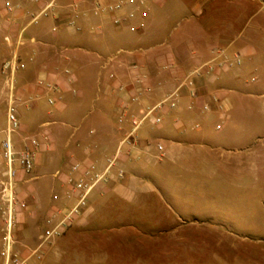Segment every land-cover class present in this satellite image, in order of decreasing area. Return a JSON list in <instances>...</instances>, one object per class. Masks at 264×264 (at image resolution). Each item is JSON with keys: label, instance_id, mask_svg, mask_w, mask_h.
Wrapping results in <instances>:
<instances>
[{"label": "crops", "instance_id": "crops-1", "mask_svg": "<svg viewBox=\"0 0 264 264\" xmlns=\"http://www.w3.org/2000/svg\"><path fill=\"white\" fill-rule=\"evenodd\" d=\"M122 1L54 0V13L45 20L52 26L54 54L43 72L51 76L52 98L60 108L53 114L58 117L54 122L65 123L67 129L66 144L56 150L62 148L68 158L61 169L85 158L104 166L122 146L120 161L126 175L95 192L87 217L46 244L43 259L31 263V257L27 264H80L90 258L96 264H162L168 244L178 257L183 248L194 253L200 246V237H190L194 234H235L193 204L180 203L183 197L189 202L195 199L188 195L193 188L177 179V163L169 166L164 161L182 158L192 167L210 171L215 167V138L203 126L209 129L215 123L218 131L234 129L235 103L264 98L263 89L254 92L243 86L247 71L264 63V0H135L115 12L96 13L99 7ZM249 2L255 10L251 16ZM116 17L121 18L119 23ZM237 53L242 65L198 78V95H191L184 80L192 68L212 59H234ZM52 65L55 69L49 70ZM144 75L152 90L140 83ZM174 93L177 101L172 107V99L166 98ZM206 102L212 106L209 111L203 110ZM36 106L24 112L26 119L37 116ZM134 117L145 118L136 129ZM241 132L229 137L241 140ZM53 136L57 138L56 133ZM42 146L39 169L41 157L50 153ZM31 187L34 206L45 213L44 228L48 216L70 202L53 197L54 191H63L58 177L48 197L45 182ZM8 215L9 210L3 215L0 211L1 255ZM31 219L26 213L18 215L20 232L13 247L23 257L39 244L37 235L28 242ZM204 243L211 245L206 239ZM261 250L257 264H264V247ZM2 256L0 264L5 263Z\"/></svg>", "mask_w": 264, "mask_h": 264}, {"label": "rangeland", "instance_id": "rangeland-1", "mask_svg": "<svg viewBox=\"0 0 264 264\" xmlns=\"http://www.w3.org/2000/svg\"><path fill=\"white\" fill-rule=\"evenodd\" d=\"M51 1L54 0H0V211L3 215L9 210L10 202L7 198L12 192L11 209L15 217L12 238L14 241L20 232L18 215L26 213L33 218L29 223V243L36 235L39 237L45 216L44 211L37 205L35 207L32 202L31 186L34 182H45L47 188L44 193L48 197L53 192L51 184L57 180V171L63 168V163L68 159L64 157L62 148L56 151L58 146L66 144L67 129L65 123L54 122L58 117L53 114L60 108L49 101L53 97L51 76L48 72H43L46 65L52 63L51 55L54 54L50 34L52 26L49 21H45L48 16H41L35 21V16ZM60 1L65 3V0ZM248 5L251 16L255 10L251 2ZM35 37L36 41L33 39ZM14 58L17 61L14 74L5 72V62ZM51 69L55 67H50L49 70ZM253 77L257 80H253ZM143 78L139 79L140 83L152 90V85H148V77L144 75ZM34 86L37 91L33 90ZM243 86L254 92L264 90V63L260 65V69L253 67L247 71ZM11 102L18 107L22 123L21 128L13 134L15 141L20 143L26 135L38 134L42 137L43 145H46V151H43L50 150L49 154L40 159L42 168L39 169L37 155L36 167L32 172L16 167L17 172L13 178L5 173L7 168L3 156V141L7 137V115ZM32 104L38 105V114L26 119L24 112L32 110ZM231 115L238 120L234 129L227 127L218 131L215 123L209 129L205 126L202 128L215 138L212 140L215 150L213 169L205 171L197 166L192 167L181 156L173 163L168 160L164 162L169 166L177 163L176 178L193 188L188 191V195L193 194L195 199L189 202L190 199L183 197V202L180 203L193 204L200 213L214 216V221L225 226V231L232 230L236 235L194 234L190 237L196 240L200 237V246H195L194 253L185 247L178 257L173 255L176 254L175 249L168 244L163 250L166 258L162 264H257L258 255L263 253L264 98L247 97L244 104L235 103ZM241 130V140L236 141L229 137V133ZM55 133L56 139L53 136ZM44 135L47 138H43ZM54 143L55 149L51 151L50 147ZM23 203L26 205L23 206ZM200 224L203 225L202 222ZM205 239L209 240L210 247H205ZM35 259L37 258L34 257L31 263ZM80 264H96V261L90 258L86 263Z\"/></svg>", "mask_w": 264, "mask_h": 264}, {"label": "built area", "instance_id": "built-area-1", "mask_svg": "<svg viewBox=\"0 0 264 264\" xmlns=\"http://www.w3.org/2000/svg\"><path fill=\"white\" fill-rule=\"evenodd\" d=\"M125 2H135V0H125L117 4L106 5L99 7L96 13L100 11L115 12L123 8ZM54 1L49 2L45 8L35 16L37 21L41 16L53 15ZM131 17L134 13L130 14ZM121 18L116 17L115 22L119 23ZM243 60L241 54H236L234 59L226 58L221 62L212 59L196 66L185 78L184 85H188L192 96L198 95L196 89V80L203 76H217L220 71L228 70L232 66L242 65ZM17 66L16 58L7 60L4 65L5 72H12L14 74ZM221 69V70H220ZM219 71V72H218ZM253 80H256L253 77ZM176 93L171 94L166 100L170 101V106H176ZM51 104H55L54 98L49 99ZM216 101V99H215ZM162 106V103L150 108L146 116L154 114L156 109ZM212 106L209 102L203 105V110L209 111ZM145 118H133L134 128H138ZM156 122H161L162 118L155 115ZM8 128L7 137L3 141V156L6 164V174L13 178L16 175L17 168L23 169L25 172H32L36 167L37 155L43 145L42 137L38 134H29L24 137L22 142L17 143L13 134L21 128V119L18 107L11 102L8 109ZM220 128L221 125L219 124ZM43 138H47L46 135ZM126 138L125 141H129ZM162 148V146H159ZM122 146H120L117 153L108 157L106 164L100 166L95 160L76 159L70 162L65 169L57 171L56 176L60 179L63 186L62 192H55L54 199H61L64 197L70 203L63 207L56 208L47 218L46 226L39 234V244L31 252L30 256L23 257L19 252L14 250L12 229L15 217L13 215V193L11 192L7 200L10 202L9 215L7 218V228L4 237V249L2 255L5 258L4 264H27L31 257H36L38 260L43 259L45 255L44 247L56 237L62 236L71 226L81 223L91 210V199L95 192L101 191L105 186L109 185L116 177L121 179L126 175L125 168L121 165L120 154ZM26 204L23 203V206Z\"/></svg>", "mask_w": 264, "mask_h": 264}]
</instances>
